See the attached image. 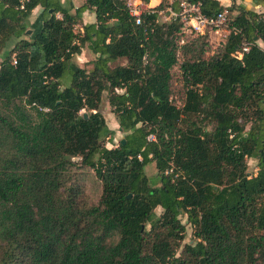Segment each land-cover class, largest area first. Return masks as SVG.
I'll use <instances>...</instances> for the list:
<instances>
[{
    "label": "trees",
    "instance_id": "obj_1",
    "mask_svg": "<svg viewBox=\"0 0 264 264\" xmlns=\"http://www.w3.org/2000/svg\"><path fill=\"white\" fill-rule=\"evenodd\" d=\"M189 1L238 31L207 54L206 32L136 25L122 0H0V264H264V12ZM83 47L88 69L72 61ZM103 91L125 132L113 147Z\"/></svg>",
    "mask_w": 264,
    "mask_h": 264
},
{
    "label": "rangeland",
    "instance_id": "obj_2",
    "mask_svg": "<svg viewBox=\"0 0 264 264\" xmlns=\"http://www.w3.org/2000/svg\"><path fill=\"white\" fill-rule=\"evenodd\" d=\"M81 0H78V4ZM219 1V0H218ZM220 2V1H219ZM232 3H234L233 5H242L244 6L246 9H250V10H254L256 12H264V0H259L258 3L253 4L251 0H223L222 2H220V4L224 5V6H232ZM36 9H33L29 19L32 20L33 16L36 12ZM228 11V10H227ZM228 12H226V17L229 18L228 16ZM73 30L74 31H78L79 30V26L78 25H74L73 26ZM185 32H187V36L188 38H192L193 33H189L188 31L185 30ZM207 43H208V47L209 50L207 51V54H211L213 52V50H215L217 47L221 46L223 44V41L221 40V36H219V34L216 33H207ZM260 43V41H258ZM1 53L0 52V60H1ZM94 58V54L89 51L86 47H83L81 52L78 55H74L72 57V61L78 65L79 67L88 69L91 67L92 64V60ZM117 63H123V60H119ZM114 63L111 64V66ZM171 91H172V99L174 100L175 104L177 106H179L182 102L183 99V88H182V83L180 81V73L177 69L176 66H174L171 69ZM98 110L100 112V114L102 115L105 124L107 125V127L109 129H111L113 131V133L109 136H105L103 138V144L106 147H113L116 146L118 144V142L121 139H124V135L125 132L119 130L117 123L115 121L114 115L112 114V112L110 111L111 108L108 105L107 102V93L105 91H103L101 93V97H100V101H99V105H98ZM80 113H85L84 110H81ZM209 129V126L207 127ZM247 171L248 173H250L251 175L254 173L255 171V160L254 159H247ZM81 172V176L83 178L82 183L85 185V188L88 192V194L90 195L91 199L95 200L99 194V182L98 180L95 178L92 169H87L84 168L83 170H80ZM143 171L144 173L153 181H155V166L153 162H149L147 164H145L143 166ZM156 184V183H155ZM160 212V208H156L155 209V214L158 215ZM180 219L182 221L183 224H185V229H184V237L183 240L181 242L185 243V242H191V237H192V230L191 227L186 223V219L184 218V216H180Z\"/></svg>",
    "mask_w": 264,
    "mask_h": 264
},
{
    "label": "built area",
    "instance_id": "obj_3",
    "mask_svg": "<svg viewBox=\"0 0 264 264\" xmlns=\"http://www.w3.org/2000/svg\"><path fill=\"white\" fill-rule=\"evenodd\" d=\"M126 8L127 14L133 19V23L138 25L141 23L143 14H156L157 20L160 22H168L178 18L183 31L192 32L194 34L216 33L221 36L224 41L229 30L233 33L237 32L236 28H228L226 11H217L212 15H205L200 10L199 1L189 0H122ZM156 1L155 3H151ZM162 3V5H161ZM161 7L159 8V6ZM248 50V45L243 43L239 51H235L233 56L240 58L243 52ZM15 62L14 60L12 61ZM229 137L232 133L227 130ZM148 138L152 139V135ZM256 171V168H255ZM254 171V173H255ZM253 173V174H254Z\"/></svg>",
    "mask_w": 264,
    "mask_h": 264
},
{
    "label": "crops",
    "instance_id": "obj_4",
    "mask_svg": "<svg viewBox=\"0 0 264 264\" xmlns=\"http://www.w3.org/2000/svg\"><path fill=\"white\" fill-rule=\"evenodd\" d=\"M71 3L73 4L74 7L80 5L82 3V0L79 2L78 4V0H70ZM220 2H222L223 0H219ZM156 1H152L151 3H155ZM81 20L83 23H93L95 21V18H94V13L92 11H84L82 14H81ZM256 168V167H255Z\"/></svg>",
    "mask_w": 264,
    "mask_h": 264
},
{
    "label": "water",
    "instance_id": "obj_5",
    "mask_svg": "<svg viewBox=\"0 0 264 264\" xmlns=\"http://www.w3.org/2000/svg\"><path fill=\"white\" fill-rule=\"evenodd\" d=\"M263 101H264V99H263ZM119 130H120V129H119ZM120 142H121V143H124V140L121 139ZM126 197H129V194H128Z\"/></svg>",
    "mask_w": 264,
    "mask_h": 264
}]
</instances>
